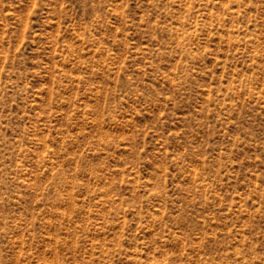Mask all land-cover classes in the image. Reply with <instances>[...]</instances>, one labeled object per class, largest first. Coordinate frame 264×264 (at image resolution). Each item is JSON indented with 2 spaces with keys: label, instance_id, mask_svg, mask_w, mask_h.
Returning a JSON list of instances; mask_svg holds the SVG:
<instances>
[{
  "label": "rangeland",
  "instance_id": "rangeland-1",
  "mask_svg": "<svg viewBox=\"0 0 264 264\" xmlns=\"http://www.w3.org/2000/svg\"><path fill=\"white\" fill-rule=\"evenodd\" d=\"M0 264H264V0H0Z\"/></svg>",
  "mask_w": 264,
  "mask_h": 264
}]
</instances>
